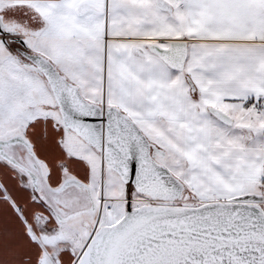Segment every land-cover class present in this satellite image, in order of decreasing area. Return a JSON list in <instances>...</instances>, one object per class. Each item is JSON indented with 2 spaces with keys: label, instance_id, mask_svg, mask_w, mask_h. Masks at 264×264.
<instances>
[{
  "label": "snow or ice",
  "instance_id": "snow-or-ice-1",
  "mask_svg": "<svg viewBox=\"0 0 264 264\" xmlns=\"http://www.w3.org/2000/svg\"><path fill=\"white\" fill-rule=\"evenodd\" d=\"M0 264H264V0H0Z\"/></svg>",
  "mask_w": 264,
  "mask_h": 264
}]
</instances>
